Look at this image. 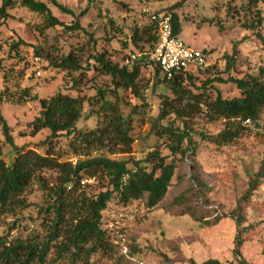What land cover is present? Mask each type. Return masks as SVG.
Listing matches in <instances>:
<instances>
[{"label":"rangeland","instance_id":"rangeland-1","mask_svg":"<svg viewBox=\"0 0 264 264\" xmlns=\"http://www.w3.org/2000/svg\"><path fill=\"white\" fill-rule=\"evenodd\" d=\"M38 1L46 3L62 25L47 28L42 16L19 6L10 11L12 18L0 27V90L6 87L17 95L27 90L30 97L37 99H48L58 93L79 97L82 115L76 127L81 131L94 129L102 120L100 106L104 100L116 104L123 117L131 119L129 156L143 160L157 151L166 157L167 163L176 165L165 199L156 208L147 209L142 200L124 205L111 199L107 203L101 226L107 251L93 255L90 263L202 264L216 260L220 264H236L233 249L238 229L231 214L264 160V111L258 126L246 123L249 130L245 134L228 144L216 145L201 135L215 137L224 127L222 120H209L203 106H195L191 111L187 110L185 101L179 106L166 84H155L159 77L153 65L140 67L137 81L143 97L140 100L129 90H115L110 76L102 72L93 57L103 55L106 62L119 66L127 61L132 65L135 59L147 57L152 53V43L142 40L135 45L131 41L133 30H142L149 23L150 17L143 9L148 7L152 13L173 11L181 23L178 37L192 49L209 56L210 70L192 72L194 81L193 85H187L188 91L204 93L210 100L217 96L232 99L239 96V91L228 82L230 77L240 79L251 75L264 81V4L253 8L245 0H57L75 16L85 12L79 17L80 30L75 31L71 29L74 16L61 13L46 0ZM258 18L259 26L250 29L248 25L256 23ZM257 31L261 39L256 36ZM233 49L236 56L231 61ZM68 56L77 62L80 70L55 67ZM100 93L104 94L103 101L99 100ZM164 98L172 101V110L160 126L188 134L181 146L187 149L185 156L172 155L171 141L153 126ZM39 111L37 100L0 106V115L9 125L15 144L43 153L44 149L38 145L49 132L27 135L28 124ZM0 141H4L1 128ZM68 145L66 136L59 137L54 141V155L74 164L80 152L75 153ZM123 148L119 143L117 150ZM2 150L5 154L9 148L3 145ZM106 155L117 159L127 156H110L107 152ZM192 176L206 190L194 189L182 205H175L176 197L189 193L188 180ZM43 177L44 185L51 187L57 173L45 171ZM84 183L90 185L86 191L91 198L108 189L104 179ZM44 189L36 181L28 187L27 207L1 219L0 235L9 240L34 231L44 233L42 217L38 214L48 200ZM242 215L245 225H253L254 229L240 249L241 256L247 264H264V180Z\"/></svg>","mask_w":264,"mask_h":264},{"label":"trees","instance_id":"trees-1","mask_svg":"<svg viewBox=\"0 0 264 264\" xmlns=\"http://www.w3.org/2000/svg\"><path fill=\"white\" fill-rule=\"evenodd\" d=\"M47 3L57 8L61 13L74 16L72 30H80L79 16L62 6L57 0H46ZM250 7L256 8L264 0H245ZM17 6L43 17V25L47 28L61 26L51 13L47 4L38 0H0V27L12 18L10 11ZM173 7L172 9H174ZM156 15L168 14V12H156ZM258 14V13H256ZM171 22L175 35L181 33V23L173 11L170 12ZM260 19L256 23L248 25L253 30L259 26ZM151 33H153L151 35ZM258 38H262L260 32H256ZM152 43V52L158 43V27L156 21L149 20L148 25L138 30L135 28L131 35V41L135 45L140 41ZM147 57H140L130 65H112L105 61L103 55L93 57L101 67L104 74L110 76L115 90L131 91L137 98L143 100L137 84L142 64L154 66L157 79L155 84L164 83L168 86L175 100L179 104L186 102L187 110L191 111L195 106H203L205 115L209 120H222L223 129L215 135L201 138L216 145H225L245 134L249 127L246 123L256 127L261 114L264 111V81L260 77L248 75L237 79L229 78L239 91V96L232 99H222L217 96L210 100L204 93L192 94L187 85H193L194 76L191 72L178 74L172 80L160 78V71L154 62ZM236 56V49L230 57L232 61ZM148 60V61H147ZM57 68L68 70H80L81 67L71 56L61 59L55 64ZM210 67L199 69L208 71ZM5 76V77H4ZM6 80V75H3ZM223 82V79H216ZM99 100H104V94L100 93ZM27 100H37L40 111L34 120L28 124L29 136H35L43 130L49 132L48 137L39 143L43 153L24 146L18 147L11 129L5 119L0 115V128L4 141H0V221L7 215H15L27 207L25 193L28 187L37 182L47 192L48 200L45 207L39 209L42 217L43 234L38 231L29 233L25 237H12L7 239L0 235V264H91L90 259L99 252L107 251L106 235L102 230V212L107 203L116 199L121 204L132 201H144L147 209L156 208L164 199L176 172L173 162H166L157 151L146 156L143 160H135L129 156L131 153V119L125 118L120 113L116 104L103 101L100 106L102 120L94 129L88 131L78 130L77 122L82 115V102L79 97H70L65 94H56L48 99L30 97L27 90L17 95L6 87L0 90V106L3 103H22ZM162 109L158 118L153 122L157 133L166 136L171 145L169 150L172 155L181 153L185 156L187 149H181L182 143L188 138L185 132L176 133L169 127L160 126L169 110H172V101L164 98ZM179 114V112H178ZM69 139V147L78 154L76 162H68L54 155V141L61 136ZM21 136H25L22 134ZM124 148L117 150L118 144ZM9 151L4 154L2 146ZM106 150V151H105ZM192 151V150H191ZM81 152H84L81 154ZM96 152V155H92ZM110 156L127 155L117 159ZM9 158V162L6 159ZM53 171L57 177L53 186L45 184L43 172ZM104 179L108 186L106 192H101L94 197L87 195L86 188L90 185L82 182ZM264 180V160L261 161L256 173L248 182L247 191L241 196L238 207L232 212L231 218L237 225V235L234 240L233 256L236 264H247L240 253V249L248 236L253 233V225H245L242 215L243 208L247 205L252 194L259 188ZM190 187L173 200L175 205H182L185 198L194 192V189L202 192L205 185L197 177L192 176L188 180ZM86 186V187H83ZM198 195V194H197ZM191 264H195L191 262ZM202 264H220L216 260H207Z\"/></svg>","mask_w":264,"mask_h":264},{"label":"built area","instance_id":"built-area-1","mask_svg":"<svg viewBox=\"0 0 264 264\" xmlns=\"http://www.w3.org/2000/svg\"><path fill=\"white\" fill-rule=\"evenodd\" d=\"M143 12L151 21L157 22L158 43L149 60L158 67L162 79L169 81L180 73H192L208 66L209 56L204 51L192 49L174 34L170 14L156 15L148 7L144 8ZM129 63L130 61H127L126 65Z\"/></svg>","mask_w":264,"mask_h":264}]
</instances>
